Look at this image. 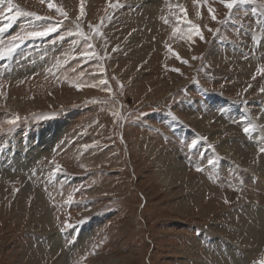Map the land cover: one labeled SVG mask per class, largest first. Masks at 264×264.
<instances>
[{
	"label": "rangeland",
	"instance_id": "rangeland-1",
	"mask_svg": "<svg viewBox=\"0 0 264 264\" xmlns=\"http://www.w3.org/2000/svg\"><path fill=\"white\" fill-rule=\"evenodd\" d=\"M52 2L0 0L56 29L0 59V264L264 261V0Z\"/></svg>",
	"mask_w": 264,
	"mask_h": 264
},
{
	"label": "snow or ice",
	"instance_id": "snow-or-ice-1",
	"mask_svg": "<svg viewBox=\"0 0 264 264\" xmlns=\"http://www.w3.org/2000/svg\"><path fill=\"white\" fill-rule=\"evenodd\" d=\"M40 2L42 4H47L48 9L49 10H55L58 13H61V15L66 16L67 14L65 12H63V10L61 8H58L54 5V3L52 2V0H40ZM220 2L223 4V6L228 10L229 13L232 12V10L240 3H243L244 0H220ZM9 5H11V0H8ZM12 8H9V11H11ZM183 11V10H182ZM212 9H209L210 14L212 13ZM17 14H21L19 12V10H17ZM24 15H29V16H35V13H23ZM80 14L81 16L84 14V8H83V0H81V8H80ZM199 15V14H198ZM12 19H15V17H12ZM37 19H42V17H37ZM79 19V17H78ZM212 19L216 20L215 15H212ZM6 30V27H0V33H3ZM55 27H48L42 30H37V31H29V32H25L23 34H17L16 36L11 37V42L8 44L7 47H3L0 46V59L6 57V56H10L13 52L16 51L17 47L19 46L20 43H23V41L25 39L28 38H34V37H43V36H47L50 32L55 31ZM193 30L196 31L197 34H199V28L198 26H193ZM202 38V37H201ZM3 42L0 41V45H2ZM83 55L87 56L88 53H84ZM177 58L179 59V57L177 56ZM195 59V57H194ZM182 62H186V61H182ZM178 71V70H177ZM258 72H264V69H257ZM101 83H105L104 81H101ZM76 87H80V85H75ZM89 86H94V85H89ZM262 91H264V89H262ZM9 123H12V121H9ZM243 131L245 133H248L250 131L249 127H245L243 128ZM259 151L261 153H264V147L260 148ZM57 168H59V166L57 165ZM199 170V169H198ZM228 201L226 200L225 203H227ZM260 264H264V261H261Z\"/></svg>",
	"mask_w": 264,
	"mask_h": 264
},
{
	"label": "bare ground",
	"instance_id": "bare-ground-1",
	"mask_svg": "<svg viewBox=\"0 0 264 264\" xmlns=\"http://www.w3.org/2000/svg\"><path fill=\"white\" fill-rule=\"evenodd\" d=\"M15 9V8H14ZM25 53V52H24ZM104 70V69H103ZM19 74V73H18ZM57 129V128H56ZM57 131V130H56ZM33 177V176H32ZM225 245V244H224ZM231 264V263H230Z\"/></svg>",
	"mask_w": 264,
	"mask_h": 264
}]
</instances>
